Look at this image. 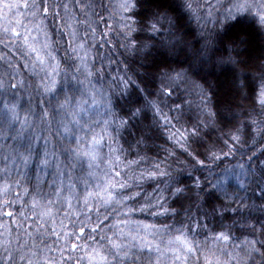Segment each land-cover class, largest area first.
<instances>
[{
	"label": "snow or ice",
	"instance_id": "1",
	"mask_svg": "<svg viewBox=\"0 0 264 264\" xmlns=\"http://www.w3.org/2000/svg\"><path fill=\"white\" fill-rule=\"evenodd\" d=\"M71 2V11L77 13L75 17L71 16L68 3L49 4L48 0H39V2L32 0L31 4L23 5L25 9L31 10L33 18L38 15L47 18L50 10L54 17L59 18L60 24L63 25L61 35L68 38L65 41L67 44L65 49L67 70L60 68L61 61L57 57L55 42H49L51 37L42 27L43 21L35 25L36 31L43 33V41L40 40L39 35H31L33 31L31 28H25L21 32L17 31L15 27H4L3 35L0 36V45L6 49L12 45L22 61L16 65L8 62L10 71L7 79L4 75H0V139L12 142L11 153L0 158V163L4 164V167L0 168V181H3L0 182V208L19 204L21 209L19 216L24 219H27L25 210L32 211L34 215L41 217L50 214V210L47 213H36L35 211L44 206L41 204V199L45 194L39 190V176H37V187L32 189L30 205L26 206L22 202L19 192L15 193L14 199H8L13 193V187L20 188L22 186L20 180L11 182L6 180L10 174L8 165L11 164L17 175H20L23 169L24 177L28 176L26 170L33 161L37 162V168L41 171L54 167L56 171L52 181L50 183L45 181V183L53 190L48 195L59 197L62 195V177L68 175L69 169L80 164L84 157L89 158V168H91V161L98 159V153L95 150L105 142V137H107L109 145L117 144V137L121 130L130 131L135 127L133 122L145 117L146 108L150 107L154 114L152 123L137 129L139 136L136 141L137 145L151 140V133L159 127L162 121L165 128L174 129L169 134V139H174L181 150L192 157L195 161L194 169L196 166L201 169L211 168L212 164L223 157L241 153V159L245 162L239 163L236 167L240 169V175L249 183L241 181L238 191L229 192L221 183L209 182V190L205 191L198 176L193 177L192 185H188L180 178L179 170L175 175L166 170L169 168L166 162L167 158L157 161L149 169L128 175L131 166L138 164V161L124 163L118 154L121 149L110 147L109 172L105 174L106 182L100 191L88 192L84 199V207L89 213L94 210L98 218L97 226L91 229V232H98L101 226L106 225V222L114 216L130 217L134 213H149L153 217H175L178 212L167 206L170 197L174 198L172 202L179 204L181 209H184L185 201H190V209L193 203L201 200L207 203V198L214 196V202L209 205L211 215L215 216L218 209L231 211L237 218L233 220V224L243 221L242 227L249 229V234L252 237L245 239L242 244L236 245L238 251L235 255L225 250L223 254L228 257L227 261L221 262L217 258L215 264H264V222L257 220L256 223L248 224L251 217L246 215L251 208L256 206L254 202L249 203V200L260 201V209L264 212V160H259L254 152L251 155L244 154V150L248 146V138L259 136L260 140L264 142V62L258 65L260 108L257 110L255 102H253L252 111L244 112L248 120L244 123L243 133H241L240 127L236 126L232 131L224 133L227 139L221 138L219 147L213 143L203 153L193 155L195 149L192 152L188 151L191 147L189 141L199 142L201 126L207 127L208 125L204 121H199L191 129L184 128L183 125L176 128L179 117L171 116L169 113L181 112L182 105H176L174 108L169 107L168 113H165L161 103L148 100L145 96V103L137 106V103L131 99L133 90L143 93L144 89L127 74V68L124 70V75L112 77V85L120 89V95L116 100L113 99L114 88L112 86H110L109 92L105 93L93 84L92 78L99 75L103 71V67L95 68V57L90 58L89 56L87 37L89 33L94 34L95 32L91 27V18L104 19L97 12V7L105 11L107 7L102 2L97 5L95 0H71ZM117 7L121 15L120 35L122 40L119 46L133 54L144 53L140 67L145 68L143 74L145 77L158 76L160 78L162 87L158 95L171 97L181 85H189L199 88L201 94L207 98V93L202 86L192 80L189 73L199 75L203 64L212 61L215 53L210 51L211 41L206 42L201 48L192 50L189 57L188 42L178 34L184 20L181 8L187 10L188 13H196L191 0H184L183 4H177L176 0H120ZM19 8L20 5L11 2V0H0V15H7ZM169 8L175 12V16L169 14ZM61 9L65 13L64 16H61ZM222 15L223 19L217 18L216 22L226 32L237 30L240 43L245 42L244 37L249 34L250 29L264 33V0H229V5ZM81 17H83L82 20ZM197 18L199 17L197 16ZM15 23L18 27L24 28L20 20L17 19ZM81 25L86 29L83 35L79 33ZM139 33H149V39L156 43L138 42L134 34ZM158 37L165 38L158 39ZM234 45L239 47L238 43L234 42ZM151 49L157 50L155 56ZM11 50L9 49V51ZM181 55L187 58V67L182 65L174 67L169 63L168 57ZM0 59L3 58L0 57ZM229 61L234 65L246 63V61H238L231 56ZM219 62L223 63V61ZM20 68L25 70L31 68L32 82H29L17 71ZM18 75L19 79H17ZM249 87L252 85L248 83H241L236 87V94L241 100L249 99L245 92V89ZM25 92H27V101L24 100L23 93ZM121 100L124 103L121 104ZM118 105L119 107H117ZM236 106L243 108L242 103ZM203 111L205 120L215 126L219 113L213 112L207 107ZM37 126H39V132H37ZM97 128L100 129L99 132L96 131ZM130 134H132L131 131ZM41 139L44 140V149L39 152L35 145ZM49 145H51V149H49ZM89 147L92 149L91 151L85 150ZM224 149L227 151L225 152ZM174 155V152H168L169 157H174ZM199 155H203L204 159H198ZM261 155H264V148L261 149ZM61 156L64 157L63 161L60 159ZM254 160L255 163H253ZM121 164H123V169L120 168ZM158 178H163V187L158 186L151 195L145 194L142 190V182L155 181ZM58 180L61 187L57 186ZM97 187L100 186L97 185ZM240 190L244 195L240 194ZM249 192L251 196L247 195ZM24 193L30 194L28 189H24ZM90 197H95L97 202L90 205ZM53 203L54 201L51 199L47 200V204ZM102 212L106 214L100 219ZM4 215L11 218L14 213L8 211ZM208 215L207 212L204 214V221H201L198 216L188 215L186 225L183 221H178L181 224L179 230L183 233L184 231L197 232L201 228L207 229ZM128 222V220L118 221L123 224ZM257 224H259V231H257ZM0 227L4 226L0 225ZM141 227L142 230L150 229L148 234L153 237L162 230L167 232L172 228L169 225H163L161 228H157L155 225H142ZM227 227L230 233L232 225ZM5 231L10 232L11 230L5 228ZM84 232L85 228L81 227L80 235L76 236V239L80 240ZM121 238L124 240L121 241ZM88 239L96 243L95 236H89ZM100 239L108 241L107 254L100 256L104 264H159L161 250L159 246L154 249L153 244L146 238H141L137 243V236L132 233H128L126 236L120 230L118 233H113L112 237L101 236ZM175 239L181 241L182 238L177 236ZM213 239L228 243L231 241V235L222 231L215 234ZM171 242L169 241V244ZM182 244L188 255L198 254L200 251V247L195 243L183 240ZM0 247L3 248V252L0 253V264H53L47 256H41L38 251H32L27 245L12 248L11 241H5L0 244ZM81 247L86 249L88 245L71 244L73 251ZM154 251L157 254L155 258H153ZM169 251L174 257L173 264H176L177 261L188 264L187 255H179L176 249H169ZM93 253L99 255L95 248H93ZM67 259L71 260L72 257L69 256ZM81 259L83 257L77 259L75 264H80ZM88 259L91 264L95 256L89 255ZM197 260H199L198 255ZM206 264H213V261L206 258Z\"/></svg>",
	"mask_w": 264,
	"mask_h": 264
},
{
	"label": "trees",
	"instance_id": "2",
	"mask_svg": "<svg viewBox=\"0 0 264 264\" xmlns=\"http://www.w3.org/2000/svg\"><path fill=\"white\" fill-rule=\"evenodd\" d=\"M11 2L19 4L20 8L13 10L7 15H0V36L3 35L4 27H15L17 31L21 32L25 28H31L33 29L31 35H39L40 40L43 41V33H38L35 29V25L43 21L42 27L47 30L51 37L49 42H55L54 47L57 49V57L61 61L60 68L61 70H67V63L65 62L67 44L65 41L68 38L61 35L63 25L60 24L59 18L54 17L51 14V10L47 18H44L42 15L33 18L31 10L23 7L25 3L31 4L32 0H11ZM48 2L49 4L68 3L71 16L75 17L77 15V13L71 11V0H48ZM101 2L107 7V10H101L99 7L96 10L104 19L100 20L99 17L91 18V27L95 32L94 34L89 33L87 37L89 56L90 58L95 57V68L100 69L103 67V71L92 78L93 84L98 89L107 93L110 90V86H112L114 88L113 99L116 100L120 95V89L112 85V77L124 75V70L127 68V74L144 89L143 93H137L133 90L131 99L137 103V106L145 103V96H147L148 100H155L161 103V107H163L165 113H168L169 107L174 108L176 105H182L181 112L173 111L169 113L171 116L179 117V123L176 124V128H180L183 125L184 128L191 129L199 121H204L208 125L207 127L201 126L199 142L189 141L191 147H189L188 151L192 152L195 149L193 155L203 153L213 143L219 147L221 145V138L227 139L224 133L232 131L236 126L240 127L241 133H243L244 123L248 120L244 112L252 111L253 102H255L257 110L260 108L258 102V65L264 62V33L250 29L249 34L244 37L245 42L240 43L237 30L233 29L226 32L216 21L217 18L223 19L222 14L225 8L228 7L229 0H191L193 7L196 9L195 14L188 13L187 10L181 8L184 20L181 24V31L178 34L188 42V56H191L192 50L201 48L208 41H211L210 51L215 53L211 62L203 64L199 75L189 73L190 78L202 86L207 93V98L201 94L199 88H193L189 85H181L171 97L158 95L162 87L160 78L158 76L145 77L143 75L145 68L140 67L143 62L144 53L133 54L119 46L122 40L120 35L121 15L117 5L120 0H95L97 5ZM176 3L183 4L184 0H176ZM169 14L175 16V12L171 8H169ZM64 15L65 13L61 9V16ZM17 19L21 21L24 28L16 25L15 21ZM82 19L83 17H81ZM133 19H136V17H133ZM85 31V27L81 25L79 33L83 35ZM134 35H136L138 42L156 43V41L149 39V33ZM164 38L158 37V39ZM252 39L256 41L254 49H251ZM234 42L239 44L238 48L235 47ZM9 49L12 50L9 51ZM9 49L0 45V57L3 58L0 59V75H4L5 79H7L10 71L8 67L9 61L12 65L22 63L19 54L15 52L12 45H9ZM151 51L154 56L157 54L156 49H151ZM230 56L238 61H246V63L234 65L229 61ZM168 61L174 67L181 65L183 67L188 66L187 58L184 55L168 57ZM219 61H223V63ZM17 71L25 79H28L29 82H32L31 68L27 70L20 68ZM19 78L20 76L18 75L17 79ZM241 83L252 85V87L245 89L246 94L249 96L247 100H241L236 94V87ZM23 95L24 100L27 101V92L23 93ZM202 101L204 102L202 103ZM120 103L122 104L124 101L121 100ZM240 103L243 104V108L236 106ZM205 107L219 113L215 126L205 120L203 111ZM153 115L152 109L150 107L146 108V116L133 122L135 127L130 129L132 134H130V131L121 130L120 135L117 137V144L109 145L107 137H105V142L95 150L98 153V159L91 161V168H89V158L84 157L80 164L68 170V175L62 177V195L59 197L56 195L49 196L48 194L53 190L45 183V181L49 183L52 181L53 174L56 171L54 167L41 171L37 168V162L33 161L26 170L28 176L24 177L23 169L21 170V174L17 175L16 171L12 169L11 164H9L10 174L6 180L8 182L20 180L22 186L20 188L13 187V193L8 199H14L15 193L19 192L22 202L26 206L30 205L33 194L32 189L37 187V176H39V190L45 194L41 199V204L44 206L37 208L35 211L36 213H47L50 210V214H45L41 217L40 215H34L32 211L25 210L27 219H24L19 216V212L21 211L19 204L8 208H0V225L4 226L0 227V244L5 241H11L12 248L27 245L32 251H38L41 256H47L53 264H75V261L81 257L83 259L80 260V264H89V255L95 256L91 264H104L100 256L107 254L108 241L101 240L100 237H112L113 233H118L122 230L126 236L128 233L137 236V243L141 238H146L147 241L153 244L154 249L156 246H159L161 250L159 264H173L174 257L169 249H176L181 256L187 255L188 264H206V258L213 261V264H215L217 258L221 262L227 261L228 257L223 254L225 250L235 255L238 251L236 245H240L245 239H251L252 237L249 234V229L242 227L243 221L233 224V220L237 218L231 211L218 209L215 216L211 215L209 205L214 202V196L208 197L207 203L203 200L193 203L190 209V201H185L184 209H181L179 204L172 202L174 198L170 197L167 206L178 212V215L175 217H153L149 213H134L130 217L114 216L106 222V225L101 226L98 232H91V229L96 228L98 218L94 210L89 213L84 207V199L88 192L95 193L100 191V188L106 182L105 174L109 172L110 147L121 149L118 154L124 163L138 161V164L131 166L128 175L149 169L157 161L167 158L166 162L169 168L166 170L172 172L173 175L179 170L180 178L188 185H192L193 177L198 176L205 191L209 190L210 183H221L229 192L238 191L241 181L246 184L249 183L248 180L240 175V169L236 167L239 163L245 162L241 159V153L223 157L212 164L211 168L201 169L196 166L194 169L193 165L195 161L192 157L183 152L179 145L174 142V139H169V134L174 129L171 127L165 128L162 121L159 127L151 133V140L137 145L136 141L139 139L137 129L151 124ZM96 131L99 132L100 129L97 128ZM37 132H39V126H37ZM11 147V141L5 142L3 139H0V158L10 154ZM35 147L37 151L42 152L44 140L41 139ZM82 147L84 146L82 145ZM262 148H264V142L260 140L259 136L248 138V146L245 148L244 154L251 155L254 152L259 160H264V155H261ZM49 149H51V145H49ZM85 150L91 151L92 149L89 147L85 148ZM224 151L226 152L227 149H224ZM168 152H174V157H169ZM197 158L204 159V156L199 155ZM60 159L63 161L64 157L61 156ZM255 162L254 160L253 163ZM3 167L4 164L0 163V168ZM120 168L123 169V164L120 165ZM97 185L100 187H97ZM57 186L61 187L59 180L57 181ZM158 186L163 187V178L142 182V190L148 195H151ZM24 189H28L30 194L26 195ZM240 194L244 195L242 190H240ZM247 195L251 196V193L249 192ZM49 199L54 201V203L47 204V200ZM96 202L95 197L89 198L90 205ZM248 202H254L256 205L246 213V215H250L251 217L248 220V224L256 223L257 220L264 222V212L260 209L261 202L253 200H249ZM8 211L14 213L11 218L4 215ZM206 212L209 213L207 217V229L201 228L197 232L184 231L183 233L179 230L181 224L178 221H183L186 225L188 223V215L193 217L198 216L201 221H204V214ZM105 214L102 212L100 219ZM122 220H128L129 222L127 224L118 223V221ZM142 225H155L157 228L169 225L172 228L167 232L162 230L153 237L148 234L151 231L150 229L142 230ZM229 225H232L230 233L227 227ZM81 227L85 228V232L80 240H77L76 236L80 235L79 229ZM256 227L257 231H259V224ZM5 228L11 231H5ZM222 231L231 235L230 242L225 243L213 239L215 234ZM89 236H95L96 243L89 240ZM177 236H181V241L175 239ZM123 240L124 238H121V241ZM183 240L199 246V253L188 255L186 249H183ZM169 241H172L171 244H169ZM72 243L87 244L88 247L86 249L81 247L73 251L71 249ZM93 248L97 249L99 255L93 253ZM2 252L3 248L0 247V253ZM156 255L154 251L153 258ZM197 255L199 256V260H197ZM69 256L72 257L71 260L67 259ZM256 259L258 260L259 258L257 257ZM176 264H182V261H177Z\"/></svg>",
	"mask_w": 264,
	"mask_h": 264
},
{
	"label": "rangeland",
	"instance_id": "3",
	"mask_svg": "<svg viewBox=\"0 0 264 264\" xmlns=\"http://www.w3.org/2000/svg\"><path fill=\"white\" fill-rule=\"evenodd\" d=\"M255 46H256V41H255V39H252V41H251V49H254Z\"/></svg>",
	"mask_w": 264,
	"mask_h": 264
}]
</instances>
